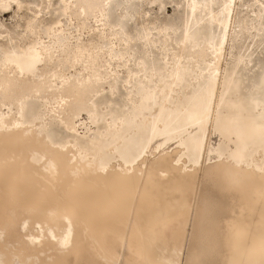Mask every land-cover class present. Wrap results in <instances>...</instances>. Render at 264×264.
I'll use <instances>...</instances> for the list:
<instances>
[{"label": "bare ground", "instance_id": "bare-ground-1", "mask_svg": "<svg viewBox=\"0 0 264 264\" xmlns=\"http://www.w3.org/2000/svg\"><path fill=\"white\" fill-rule=\"evenodd\" d=\"M42 2L0 0V17L28 12L17 41L0 21V264H182L212 152L236 195L221 264H264V104L228 99L243 54L221 70L237 0H183L180 25L141 29L124 48L116 28L139 0ZM91 15L86 42L60 18Z\"/></svg>", "mask_w": 264, "mask_h": 264}, {"label": "rangeland", "instance_id": "rangeland-1", "mask_svg": "<svg viewBox=\"0 0 264 264\" xmlns=\"http://www.w3.org/2000/svg\"><path fill=\"white\" fill-rule=\"evenodd\" d=\"M41 3L44 0H26ZM183 0H139L137 5L129 8L126 16L122 18L124 25L117 27L116 42L117 47L124 48L123 40H128L129 37L136 36L137 31L147 28L151 32V37L156 38V31L159 27L165 24H178L182 22L185 17V10L182 6ZM45 3L42 2V6ZM264 6V0H237L234 10L232 24L228 34V40L225 46L224 59L222 62V71H229L234 59L243 54V62L236 67L233 77L235 87L230 92L228 99L234 101L236 104H242L249 109L254 100L261 101L264 104V88H259L258 80L264 75V25L259 22H264V10L259 16H255L253 11H256L260 5ZM55 7V5H53ZM28 12H10L4 17H0V21L4 22L11 28V35L17 41L18 37L15 31L21 29L16 27L19 22H24L25 16ZM112 14V12H111ZM120 11L110 15V19L116 21L119 17ZM55 15L47 13L39 20L43 23L53 20ZM64 25L70 28L76 36H79L80 41L86 42L91 38L93 31L99 25L92 15L88 18L81 17L74 18L71 22L60 17ZM246 23H243L244 19ZM251 21H254L251 24ZM155 27V28H154ZM124 32L127 33L124 34ZM260 37V38H259ZM128 38V39H127ZM259 38L261 42L255 44ZM142 40L136 38L134 43L137 48L142 47ZM158 47V43L156 44ZM172 46L174 44L172 43ZM154 56L160 58L157 48H152ZM128 53L132 54L133 50L128 49ZM104 57L98 59L100 64L105 63ZM124 58H130L125 54ZM131 59V58H130ZM112 65L114 61H110ZM132 64V62H130ZM132 67V65L130 66ZM79 68V66H77ZM119 70V75L126 74V67L116 68ZM68 73L73 72V69L67 70ZM115 100L119 101L118 93L115 94ZM79 117H87L86 114H81ZM63 136L61 130L57 131V137ZM220 137L213 130L208 135V147L210 149L216 148L221 143ZM174 145H170V149ZM210 159H205L202 162L199 171V181L196 187L192 205L193 213L190 224L188 225V234L182 264H221V256L223 249L221 247V234L224 226V219L231 215V209L236 208V195L231 191L224 189L222 181L218 176V172L223 168L226 159L223 157L217 158L214 152L208 156ZM194 203V204H193ZM201 208L196 210L197 207ZM219 235V236H218Z\"/></svg>", "mask_w": 264, "mask_h": 264}]
</instances>
